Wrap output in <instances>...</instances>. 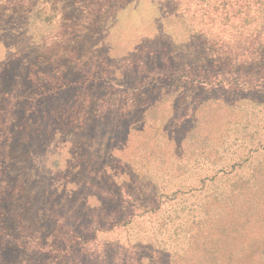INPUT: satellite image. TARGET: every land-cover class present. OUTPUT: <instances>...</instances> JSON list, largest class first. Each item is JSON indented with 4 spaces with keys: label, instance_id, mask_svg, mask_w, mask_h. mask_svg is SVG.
Listing matches in <instances>:
<instances>
[{
    "label": "rangeland",
    "instance_id": "rangeland-1",
    "mask_svg": "<svg viewBox=\"0 0 264 264\" xmlns=\"http://www.w3.org/2000/svg\"><path fill=\"white\" fill-rule=\"evenodd\" d=\"M39 1L41 5L44 0ZM223 1L129 0L121 10L105 17L107 29L95 26L85 30L78 25L71 30L63 26L61 15L47 14L44 8L33 15L38 23L37 34L44 44L37 47L39 58L30 77L41 80L46 61L50 67L46 73L55 82L49 85L51 80L42 81L41 90L28 84L24 95L41 93V103L31 114L29 125L38 127L47 122L46 115L54 117L50 122L54 129L60 128L61 135L50 139L58 141L61 157H68L67 172L73 180V193H82L95 203L90 211L77 205L80 218L74 214L76 206L66 208V226L75 231L68 236L93 235L98 226L93 222L92 210L106 212L122 205L126 209L120 215L126 223L113 225L118 219L108 216L100 228L109 230L96 231L103 249H109L106 263L98 257L97 240L86 246L76 245L80 253L87 249L89 253L94 251L102 262L97 264H135L133 251L137 252L140 264H217L211 256L215 252L204 244L205 253L201 255L188 243V238L197 230L195 221L213 219L237 206L239 209L256 206L254 217L246 220L242 216L237 221L247 222L244 225L253 228L255 232L250 236L256 237L257 247L246 260L238 253L235 264H264V48L260 50V58H253L258 64L253 67L245 64L242 33L246 25L231 16L237 9L245 14V0H240L238 6L231 0L229 25L219 24L220 18L214 20ZM93 2L77 0L76 6L85 8ZM99 3L103 5L102 1ZM255 8L249 9L253 12ZM103 12L94 15L102 17ZM11 14L6 10L2 17L9 18ZM94 15L90 17L94 19ZM85 21V16L79 18L80 24ZM199 26L207 34L200 32ZM222 30L227 32L224 44L221 41L203 44V36ZM72 36L82 38L79 46L78 38ZM10 48V44H0V60ZM102 58H107L106 64ZM91 62L97 67L105 65L107 72L124 83L114 86L115 81L106 88L102 85L105 77L96 79L103 71L101 68L80 71L82 65ZM71 66H75L76 72H70ZM67 76L74 86L59 92L57 97L52 96L58 90L56 87L66 83L62 79ZM87 79L93 81L86 85L83 82ZM129 99L133 105L124 111L122 105ZM27 102L21 96L17 109L28 108ZM55 105H60L61 111H55ZM224 105L237 112L231 117L233 125L225 128L218 123L211 128L208 122L211 117L225 114ZM11 111L14 117L23 120L16 109ZM58 112L61 114L56 117ZM0 115L3 123L10 121L11 117ZM194 115L204 124L197 133ZM58 118L62 119L58 122ZM10 125L12 128L13 123ZM220 125V131H227V135L222 145H214L218 155L212 153L210 159H204L186 154L185 150H193L191 145L186 146V140L192 142L204 134L217 138L222 134L218 131ZM15 132V139H26L22 128L17 126ZM34 139L48 138L42 133ZM185 157L191 158L186 161ZM164 158L168 160L166 169V163L162 164ZM85 160L92 163L88 165ZM177 163L184 169L182 174ZM34 177L33 181L39 183L32 182L30 191L38 196L44 189L38 179L44 177L43 171L36 172ZM78 223L90 225V231L83 226L76 228ZM41 224L49 232L57 223L46 218ZM225 233L229 237L230 233ZM53 255L54 252L45 256Z\"/></svg>",
    "mask_w": 264,
    "mask_h": 264
},
{
    "label": "trees",
    "instance_id": "trees-1",
    "mask_svg": "<svg viewBox=\"0 0 264 264\" xmlns=\"http://www.w3.org/2000/svg\"><path fill=\"white\" fill-rule=\"evenodd\" d=\"M48 1H50V4ZM57 1L61 2H56V0H44L40 5L39 0H0V44L5 42L11 46L10 50L4 53L3 59L0 60V114H5V118L11 117L10 121L6 124L3 123L4 120L2 121L3 118H1L0 115V264H69L66 262L70 261H73V264L106 263L104 259L109 249H103L100 238H97L96 231L99 230L98 232H101L109 230L108 228H100L102 222L105 221L108 216L116 220L118 219V221L113 222V225L127 222L121 221L120 219V215L126 210L123 205L121 207L117 206L107 209L106 212L97 208V211H91L94 218L93 222L98 226V228L95 227L96 231L94 230L92 232L93 235L87 237L88 233H75L70 237L68 236L69 232L75 231L73 228L69 229L68 224L66 226V208L69 207L72 209L73 205L74 207L76 206L73 211L74 214L78 215V218H80V210L77 205L80 204L85 210L90 211V207H92V205L95 206V203L87 196L84 197L82 193H73L75 189L71 188L73 180L71 179V174L67 172L68 157H61V152L59 147H57L58 141L56 139H50V136L61 135L60 128L54 129L55 126L50 122L51 118L54 117L46 115L45 118L48 119L47 122L41 124V126L38 125V127H36V125H29L32 118L31 114L36 112L37 106L41 103V99H39L41 93H38V91H33L28 95H24L23 93L30 83L33 87L37 88V90H41V88H43L42 81L51 80L48 81L50 82L49 85L55 82L52 77L50 79L49 74L46 73L50 68L46 61L44 62L46 69L42 72V79L37 80L35 77H30L31 74L32 76L34 74L36 62H38L39 58L37 47H40L39 44L41 46L44 44L39 39L40 35L37 34L38 23L33 18L35 12L44 8L47 10V14L50 13L55 16L61 15L64 22L63 26L71 30L78 25H80L79 28H84L85 30H89L90 27L95 26L107 29L106 27L109 26L106 23L105 17L109 16L111 12L121 10L129 3V0H94L95 2L90 6H85V8L76 6L77 0ZM100 1L103 2V5L99 3ZM233 1L237 6L239 3L241 4L240 0ZM57 3H60V5H57ZM230 5L231 0H224L223 3H221V12L216 14L214 19L216 21L217 18H220L218 20L219 24L229 25L230 17L228 12L231 10ZM205 6L206 5L203 6V11H201V13L204 12ZM244 6L247 7L245 14L241 9H237L236 11L233 10L231 16L236 17L237 20L239 18L238 21L245 22L246 28L243 29L242 41L244 42L245 56L247 58L244 62L245 64H251L253 67L254 64H258V62L253 61V58H260V50L264 48V0H245ZM218 7L219 5H217L216 10ZM252 7H256L253 12L249 9ZM6 10L12 12L9 18L2 17V14H4ZM102 11H104L102 17L94 15V12L101 14ZM83 12L88 15L86 16ZM92 14L94 15V19L90 17ZM84 16L87 21L82 25L79 23V18ZM232 25L235 28V24ZM250 25H252V27ZM199 28L200 32L207 34V32L201 29V26H199ZM93 34L96 35L97 30H94ZM222 34L225 35L221 37ZM201 35L203 34L201 33ZM226 35L227 32L225 30L219 33L215 32L213 35L210 33V35H206V37L203 36V44L213 43L212 41L216 43L221 41L222 44H224L227 41ZM71 38H78L79 41L76 42L77 46L81 44L80 39L82 40V38L79 39V37L75 36ZM107 55L109 56L108 52ZM102 59H104L103 62L106 64L105 60L107 58ZM94 63L91 62L82 65L80 71L85 73L89 67L93 68L92 70L94 71L101 68L103 71H101V75L97 76L96 79H98V77H105L106 81L102 85H106V88H109L107 85L115 81L117 82H115L114 86L124 83V81L120 82L116 79L118 77H114L112 73L107 72L105 65H98L97 67ZM72 69L73 70L70 72H76L74 71L75 66L72 67ZM120 74L119 78L122 77V74ZM153 79H156V77ZM62 81L66 83L56 87L58 90L56 93H51L52 96L57 97L67 87L74 86V81L70 80L68 76L62 79ZM91 81L93 80L87 79L83 83L88 85ZM94 81L96 80L94 79ZM92 85H96V83H92ZM61 87H63V89H61ZM70 89L71 88H68V90ZM21 96L28 99V108L24 107L18 110L17 107ZM116 101L117 99H115V102ZM259 103L260 101L256 102L255 105ZM132 105V101L130 99L127 100L125 105H122L123 110L126 111ZM111 106L114 107L115 105L111 104ZM224 106V110L226 111L225 114L222 115L221 113V117H211L212 119L208 122L211 128H215L218 123L225 126V128L233 125L234 122H232L233 119H231V117L237 112L228 105ZM201 107L204 108L205 104L201 105ZM55 108L57 109L55 111H61L59 110L60 105H55ZM15 109L20 116L22 115L23 120H18L17 117H14L11 110ZM60 114L61 112H58L56 117H59ZM123 116L125 117L126 113ZM119 117H121V115H118V119H120ZM193 118L197 133V129L200 130V127L204 124L197 115H194ZM61 119L62 118H58L56 120L59 122ZM102 119L103 117H101V120ZM17 121H19L18 123L20 124H17ZM10 123H13L12 128ZM221 125L218 127L220 133H222L220 131ZM17 126L22 128V133L25 134L26 139H15V129ZM62 131L64 132L65 130L62 129ZM42 133H45L48 139H34L36 136L38 138ZM226 135L227 131L218 135L217 138L211 134H204V137L200 139L196 138L192 142L186 140V146L191 145L193 147L192 151L185 150L186 154L190 153V156L198 155L204 159H210L212 153L218 155V150L214 148V145H222L225 142ZM30 137L33 139H30ZM68 144V147H70L72 144L70 140ZM191 157H185L184 159L188 161ZM164 162L166 163L164 169H166L168 160L164 158L162 164H164ZM85 163L90 165L92 162L85 160ZM177 166V170H181L182 174L184 172L183 167L178 163ZM39 171H43L44 177H38V179L42 180L41 186L44 189L38 193V196H34L31 194L30 190L32 182H34L33 179H35L34 175ZM34 183L38 184L39 182L35 180ZM127 197L131 198V194L128 193ZM123 202L124 201H122V203ZM122 203L120 202V205ZM254 210H256V206L255 209H251L250 207L239 209V206H237L228 212L219 213L217 217L213 219L204 218L197 220L194 223L197 230L190 233L191 235L188 238V243L193 246V249L200 251L201 255L205 253L204 244H206V247L211 250V252H215L211 256H213L217 264H235V261L238 259V253L241 255L242 260H246L248 256L252 254L255 247H257L254 245L257 242L256 237L254 239L253 236H250L255 231L253 228H250V226L246 227V225H244L247 222L237 220L242 218V216H244L246 220H249L254 217L256 212ZM222 216L226 218L223 219ZM46 218H49V221L54 220L57 223L54 230L49 232L44 231L45 228L41 222ZM78 225L79 226L76 228L83 226L82 228L84 230L90 231V225L82 223H78ZM225 232H228V234L230 233L229 237H227ZM94 240H97V247H99L100 250L98 257L101 256L102 262L98 261L94 251L89 253L90 249H87L84 253H80L75 249L78 243H83V245L86 246L87 243ZM53 252V256H45ZM133 256L135 258V264H140L136 258V251H133ZM160 258L161 256L159 255L158 259ZM91 259L93 260L91 261Z\"/></svg>",
    "mask_w": 264,
    "mask_h": 264
}]
</instances>
